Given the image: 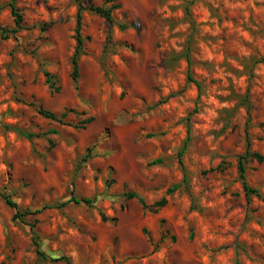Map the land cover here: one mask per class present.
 <instances>
[{"label":"rangeland","instance_id":"rangeland-1","mask_svg":"<svg viewBox=\"0 0 264 264\" xmlns=\"http://www.w3.org/2000/svg\"><path fill=\"white\" fill-rule=\"evenodd\" d=\"M11 2L0 264H264V0Z\"/></svg>","mask_w":264,"mask_h":264},{"label":"trees","instance_id":"trees-1","mask_svg":"<svg viewBox=\"0 0 264 264\" xmlns=\"http://www.w3.org/2000/svg\"><path fill=\"white\" fill-rule=\"evenodd\" d=\"M110 1H114V0H110ZM10 6H11L12 15L14 17L15 26L13 28H11V29H4L3 28V30H7L10 33H16L19 30H21L23 28H26L25 19L23 17V14L20 12V9L16 6V0H12V2L10 3ZM118 6H119L118 4H114L113 6H111V8H104L103 6H94V5H90L88 7H85L83 5V3H80V12H79L78 28H77L78 44L76 46V50H75V53H74V56H73L74 76H75V78L78 75L79 60H80V57H81V55L83 53V50H84V39L82 38L81 32H80V27H81V9L88 8V9H90L92 11H95L96 13H98V14H100L102 16H105L107 19L112 20V9L114 7H118ZM7 36L8 35H4V37H7ZM40 113H42L44 116H46L48 118H51V119H57L58 120L60 118V116L57 113H55V112H53L51 110L45 109L43 107L40 108ZM65 114L66 113L63 112L61 114V116L65 115ZM91 118L92 117L86 118L85 122H88V120H91ZM184 150H185V148H183L180 151V159L179 160H180L181 164L184 163L183 159L181 158V156L184 153ZM250 155H254L260 161L264 160V155H261L259 153L251 154V152L249 150H247L246 155L243 156L242 159H246V157L250 156ZM156 162H162V160L159 159ZM239 168H240L241 177L244 180V186H245L246 194L249 197L250 193L251 192H255V191L249 186V184L246 181V167H245V164H244L243 160L240 162ZM184 179H186V175H185ZM178 186L179 185H176L175 187H171L169 189V191H174ZM130 196H136V194L131 193ZM72 201L77 203V204L85 203L87 205H93V203H94V199H92L91 197H72L71 199H68L67 201H64V202L60 203V206H64V205H66V204H68L69 202H72ZM7 202L9 204H11V206H13L14 208H16L19 211L20 207L15 201H13L11 198L7 197ZM166 202H167V199L165 197H163L158 202V205L159 206H163V205L166 204ZM40 254L43 255V256H46V254L43 253V252H40Z\"/></svg>","mask_w":264,"mask_h":264}]
</instances>
